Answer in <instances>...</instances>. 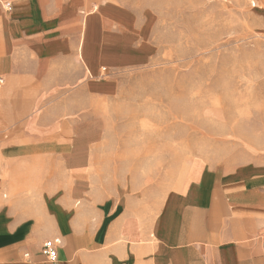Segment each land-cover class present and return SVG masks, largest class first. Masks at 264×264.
Wrapping results in <instances>:
<instances>
[{
    "label": "crops",
    "instance_id": "crops-1",
    "mask_svg": "<svg viewBox=\"0 0 264 264\" xmlns=\"http://www.w3.org/2000/svg\"><path fill=\"white\" fill-rule=\"evenodd\" d=\"M79 2L0 0V123L14 125L0 132V264H264V187L250 177L202 168L156 214L93 186L98 134L68 133V86L150 55L115 13L97 3L82 19ZM252 6L264 22V0ZM50 91L60 100L25 119Z\"/></svg>",
    "mask_w": 264,
    "mask_h": 264
},
{
    "label": "rangeland",
    "instance_id": "rangeland-1",
    "mask_svg": "<svg viewBox=\"0 0 264 264\" xmlns=\"http://www.w3.org/2000/svg\"><path fill=\"white\" fill-rule=\"evenodd\" d=\"M252 2L80 0L82 19L104 6L150 55L68 86V133L98 134L89 145L96 189L136 196L156 214L202 168L264 187V22ZM38 95L25 119L61 98Z\"/></svg>",
    "mask_w": 264,
    "mask_h": 264
},
{
    "label": "built area",
    "instance_id": "built-area-1",
    "mask_svg": "<svg viewBox=\"0 0 264 264\" xmlns=\"http://www.w3.org/2000/svg\"><path fill=\"white\" fill-rule=\"evenodd\" d=\"M5 6L9 5V2H5ZM3 82V79L0 78V84ZM59 240L58 238L47 239L43 241L41 245V252L45 255L48 261L55 262L57 258V247Z\"/></svg>",
    "mask_w": 264,
    "mask_h": 264
}]
</instances>
